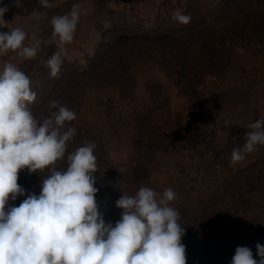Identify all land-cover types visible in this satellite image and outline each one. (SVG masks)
Masks as SVG:
<instances>
[{
    "label": "rangeland",
    "instance_id": "374dc122",
    "mask_svg": "<svg viewBox=\"0 0 264 264\" xmlns=\"http://www.w3.org/2000/svg\"><path fill=\"white\" fill-rule=\"evenodd\" d=\"M188 1L49 0L53 7L44 8L40 0H0V7L8 8L3 17L8 27H21L28 33L25 44L32 42L33 34L42 41L36 58L23 60L9 51L0 56V69L4 62L17 64L35 92L33 75L51 77L44 62L58 50L56 42L47 43L58 40L52 35L51 18L79 5L74 38L64 45L56 77L74 82L62 90L73 101L74 107L68 108L76 113V119L64 125V130L76 129L67 147L73 152L89 142L96 145L93 175L98 213L106 224L115 226L123 210L115 206L108 211L113 199L135 195L141 186L160 194L172 188L176 198L170 206L180 213L178 223L197 222L199 240L194 253L206 259L214 240L204 228L203 203L227 188L238 173L264 162V146L235 165L230 159L217 160L232 134L246 132L248 124L264 119V24L252 41L237 40L224 30L226 23L238 19L227 11L230 0H199L189 6ZM176 10L212 27L220 48L219 66L211 76L202 77L194 70L181 86L173 74L178 54L164 47L169 42L187 46L198 40L176 30L181 24L173 19ZM33 13L47 15L37 18ZM5 31L8 28H0ZM90 60L96 61L97 71L90 69ZM188 88L192 90L189 95ZM27 106L37 120L50 115L49 105L40 109V115L31 104ZM100 167L115 173L118 185L103 182ZM66 168L67 163L58 170ZM28 173L27 168L19 172L18 184ZM248 201L240 211V239L219 264H232L239 246L254 253L256 235L264 245V198Z\"/></svg>",
    "mask_w": 264,
    "mask_h": 264
},
{
    "label": "clouds",
    "instance_id": "9594fccd",
    "mask_svg": "<svg viewBox=\"0 0 264 264\" xmlns=\"http://www.w3.org/2000/svg\"><path fill=\"white\" fill-rule=\"evenodd\" d=\"M44 8L53 5L40 0ZM8 8L0 7V56L15 52L23 60L37 57L42 41L35 34L25 44L28 33L21 27L9 28L3 19ZM33 15L40 18L46 13ZM173 19L188 24L189 15L176 10ZM80 19L79 5L70 12L51 18L52 35L58 50L44 62L50 76L56 77L63 63L65 44L74 38ZM37 94L29 77L12 62L0 69V264H186V247L181 240L185 230L178 209L170 206L176 198L172 188L162 194L141 186L135 195L123 194L116 206L121 219L113 226L98 213L94 187L97 157L94 142L67 154L66 170L56 164L64 160L67 143L75 128L64 130L76 119L67 106L50 101V115L37 120L28 108ZM54 109V110H53ZM245 143L231 152L235 165L247 154L264 146V119L247 125ZM29 174L47 169L40 193H27L18 184L22 169ZM26 198L15 206L20 196ZM7 208V210H6ZM259 260L246 246L235 250L232 264H264V245L257 243Z\"/></svg>",
    "mask_w": 264,
    "mask_h": 264
},
{
    "label": "trees",
    "instance_id": "16d2710c",
    "mask_svg": "<svg viewBox=\"0 0 264 264\" xmlns=\"http://www.w3.org/2000/svg\"><path fill=\"white\" fill-rule=\"evenodd\" d=\"M198 2L200 1L190 0L187 4L189 6L195 3L198 4ZM227 11L238 15V19L224 25V30L227 34L238 38L237 40L252 41L257 30L264 24V0H230L227 3ZM170 30L175 29H168L166 31ZM176 30L185 31L187 37L191 40H198L190 43L192 45L187 46L177 41L175 43L169 42L165 45L164 48L173 50L178 54L176 59L178 64L175 65L173 71L176 77V84L181 86L194 70H198L202 77L211 76L214 68L216 69L219 66L217 57L220 54L218 36L214 29L195 20H190L188 24L178 25ZM191 48H196L197 50L192 52ZM41 63L42 61H40ZM40 64L38 63L37 66ZM89 64L90 69L97 71L98 66L95 60H90ZM102 64L99 63V66ZM32 82L36 87L35 93L37 96L35 101L31 103V106L37 114L40 115V109L48 106L52 100L58 101L59 105L62 106L74 107L72 99L68 97L66 92H62L64 86H73L74 82L70 83L68 79L63 80V76L45 78L43 75H33ZM185 91L188 95L192 92L191 88ZM45 118L47 117H41L40 115L39 121H43ZM244 143L245 132L232 134L222 148L221 153L219 151L217 160L222 163L227 162L231 157L233 149L242 147ZM71 152L67 147L64 160L58 161L56 164L58 169L66 163L67 154ZM151 155L155 158V151H152ZM99 172L103 182L118 185L115 173H109L102 167H100ZM47 175V169L38 173H28V175L22 176L19 185L26 190V195L27 193L39 195L41 179ZM115 188L118 190L117 186ZM25 196L18 197L17 200L12 201V204H17ZM255 196L258 199L264 198V162H257L254 166L248 167L238 173L227 188L219 190L215 196L203 203L204 215L207 220L204 228L209 231L214 240L213 250L208 253L206 259H202L201 255L194 253V248L198 245L199 240L196 232L199 229L197 222L180 223L185 230L181 242L186 247V264H219V260L224 256L227 254L231 255L235 244L240 239V211L245 205L249 204L248 200L255 198ZM115 197L116 195L113 198ZM115 206L116 200L113 199V202L107 207L108 211L113 210ZM256 240L262 245L260 236L256 235ZM253 258L259 260L257 249L253 253Z\"/></svg>",
    "mask_w": 264,
    "mask_h": 264
}]
</instances>
